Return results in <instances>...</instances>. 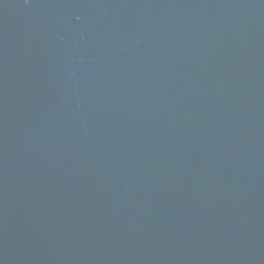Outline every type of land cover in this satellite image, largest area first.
I'll list each match as a JSON object with an SVG mask.
<instances>
[{
    "label": "water",
    "instance_id": "water-1",
    "mask_svg": "<svg viewBox=\"0 0 264 264\" xmlns=\"http://www.w3.org/2000/svg\"><path fill=\"white\" fill-rule=\"evenodd\" d=\"M0 264H264V0H0Z\"/></svg>",
    "mask_w": 264,
    "mask_h": 264
}]
</instances>
